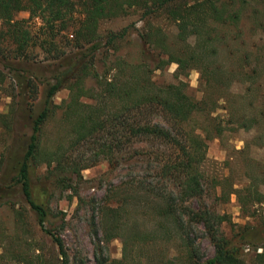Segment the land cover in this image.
<instances>
[{
    "label": "trees",
    "instance_id": "16d2710c",
    "mask_svg": "<svg viewBox=\"0 0 264 264\" xmlns=\"http://www.w3.org/2000/svg\"><path fill=\"white\" fill-rule=\"evenodd\" d=\"M256 1L0 0V64L15 82L11 103L0 114V128L6 134L12 132L18 114L29 121L27 142L14 166L10 185L0 191L9 187L18 190L36 225L50 236L57 250L54 264L70 261L60 237L44 229L49 208L44 191L37 192L32 186L33 169L44 165L51 183L70 190L74 178L80 179V172L90 167L72 159L62 144L55 150L43 147L42 129L58 111L63 121L70 120L74 144L109 134V144L99 145L98 154L111 169L122 162L129 164L128 174L132 176L118 186V198L98 211L103 243L119 239L124 247L129 239L148 252L173 241L178 248L174 258L180 264H264V215L254 208L264 203V195L253 184L230 189L228 195L235 196L240 211L245 217L254 218L256 224L223 235L222 215L203 201L199 169L207 140L221 139L229 124L234 126L231 131H249L258 124L240 114V93L233 94L230 88L256 78L257 71L252 69L249 73L246 67L251 56L260 62L264 54L233 49L227 58L236 62L235 68L227 67L225 58L218 57L220 50L227 47L220 28L237 29L248 7L254 27L260 24L255 20L259 12L254 7ZM258 3L264 8V0ZM20 12H26L28 18L15 19ZM130 12L143 24L137 35L134 62L120 53L128 42L127 30L132 23L118 31H100L103 21L120 19ZM34 18L40 22L39 46L51 55V61L43 67L47 75L32 77L20 71L17 64L31 38L26 20ZM62 41L68 47L66 51L57 47ZM98 55L107 62L101 73L95 69ZM168 64L176 66V82L155 84L151 74ZM194 69L201 88L196 100L187 94L185 83L188 72ZM4 80L1 70L0 88ZM88 81L92 86L86 85ZM61 90L67 92L66 98L55 105L53 98ZM231 97L235 107L229 103ZM153 116L160 121L153 122ZM197 116L204 119L202 124H197ZM223 117L224 126L220 121ZM258 122L264 124V118ZM124 135L133 140L125 151L121 143ZM134 143L141 145L132 147ZM8 201L0 194V204ZM14 216L21 220L18 210ZM198 228L213 248L212 256L204 260L196 245ZM93 235H97V229H93ZM243 245L255 249L247 263L239 257ZM94 255L96 264H106L98 244ZM21 262L33 264L30 260ZM111 263L120 264L121 260ZM36 264L45 262L38 260Z\"/></svg>",
    "mask_w": 264,
    "mask_h": 264
},
{
    "label": "rangeland",
    "instance_id": "374dc122",
    "mask_svg": "<svg viewBox=\"0 0 264 264\" xmlns=\"http://www.w3.org/2000/svg\"><path fill=\"white\" fill-rule=\"evenodd\" d=\"M254 4L259 11L256 13L255 20L260 22L256 27L252 19L248 17L250 11L248 7L237 29L232 27L219 29L220 35L225 36V41L227 39V47L220 50L218 57L219 59L225 58V65L229 68L237 66L235 61L232 62L227 58L228 52L233 49L241 48L251 52L252 55L254 53L264 54V8L258 0ZM27 18L26 12L15 15L17 20ZM130 23L133 26L127 30L128 42L123 44L120 53L126 54L127 59L134 62L137 60V35L142 32L143 26L134 13L130 12L120 19L103 21L100 24V31H118ZM25 27L30 32L31 38L17 68L32 77L46 74L43 67L51 61V55L46 54L39 46L40 22L35 18L26 20ZM237 35L240 37L232 41V38ZM59 39L57 37L56 42ZM61 43L63 44L59 43L57 47L61 51H66L68 47L63 46V41ZM103 57L98 55L96 58L95 69L98 73L103 71L107 63ZM175 67V64H168L154 71L151 74V80L157 85L175 83L176 79L173 76ZM252 69L257 71V77L246 80L243 84L232 86L230 91L236 95L240 93L238 97L240 114L244 119L247 121L255 119L258 124L249 131H231L230 129L234 126L227 125L228 128H225L221 139L214 138L206 141L204 160L199 168L204 186L203 201L222 215L220 230L223 235L228 236L241 228L256 224L254 218L243 215L235 196L228 195L230 189L236 188V185L247 187L253 184L257 191L264 195V124L258 122L260 118H264V59L259 62L251 56L246 71L250 73ZM1 70L5 77L0 88V114H3L11 103V89L14 88L15 82L9 79L11 75L7 74V70L2 69V64H0ZM198 77L197 70L194 69L189 71L185 78L186 92L195 100L199 98V89H201ZM86 85L92 86L89 81ZM66 95L65 90L59 91L53 98V103L58 105L66 98ZM233 99L231 97L229 103L232 102V106L235 107ZM218 113L223 115L224 112L218 111ZM225 119L223 117L220 120L222 126L225 125ZM196 120L197 124L204 122L200 116H197ZM15 121L12 132L8 134L0 128L1 189L5 187L4 185L7 187L10 185V178L14 175V166L22 155V149L29 134V121L26 116L18 114ZM152 121L160 120L158 116H153ZM69 123L70 120L61 119L58 111L42 129L43 147L55 150L58 145L62 144V149L67 150L72 159L81 164H90V167L80 172V179L74 178L70 190H62L51 183L52 179L47 178L46 167L42 164L34 167L31 181L37 192L44 191L45 200H47L49 214L44 229L60 237L70 264H96L94 255L96 244L101 248L102 256L107 259L106 264H115L111 261L117 260H121L120 264H180L174 258L178 248L173 241L164 242L157 250L148 252L140 243L129 239L126 240L124 247L119 239H113L108 243L102 242L98 229L99 208L106 205L111 206L118 198V186L132 176L128 174L129 164L122 162L115 169H111L104 160L105 158L98 154L99 145L109 144V134L97 135L94 140L84 144H74ZM121 140L124 151L133 141L129 140L126 135ZM137 145L141 144L134 143L132 147ZM148 145L152 144L146 143V146ZM0 194L9 199L8 202L0 204V264H23L22 260H30L33 264H36L38 260L44 261L45 264L56 263L57 250L50 236L36 225L34 215L29 211L18 190L9 187L7 190L0 191ZM254 208L258 211L262 210V216L264 215V203ZM15 210H18L21 215L20 221L14 216ZM93 229H97L96 236L93 235ZM201 231L200 228L197 229L196 245L199 256L204 260L212 256L213 248L205 238H202ZM239 249V257L245 263L255 253V249L250 245H243ZM259 251L260 249L257 248L256 253Z\"/></svg>",
    "mask_w": 264,
    "mask_h": 264
}]
</instances>
